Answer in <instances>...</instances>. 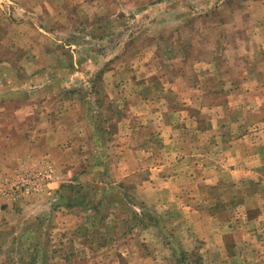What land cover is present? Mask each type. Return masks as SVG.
I'll return each instance as SVG.
<instances>
[{
	"label": "rangeland",
	"instance_id": "obj_1",
	"mask_svg": "<svg viewBox=\"0 0 264 264\" xmlns=\"http://www.w3.org/2000/svg\"><path fill=\"white\" fill-rule=\"evenodd\" d=\"M263 62L264 0H0V264H264Z\"/></svg>",
	"mask_w": 264,
	"mask_h": 264
},
{
	"label": "crops",
	"instance_id": "obj_2",
	"mask_svg": "<svg viewBox=\"0 0 264 264\" xmlns=\"http://www.w3.org/2000/svg\"><path fill=\"white\" fill-rule=\"evenodd\" d=\"M262 64V66H264V62L263 63H261ZM258 77L260 78V77H264V73L262 72V71H259L258 72ZM255 82V81H254ZM247 88H248V86L246 87V90H242V89H237V91L238 92H242V93H248V91H247ZM255 93H264V90L263 91H261V90H256V91H253V94L255 95Z\"/></svg>",
	"mask_w": 264,
	"mask_h": 264
}]
</instances>
